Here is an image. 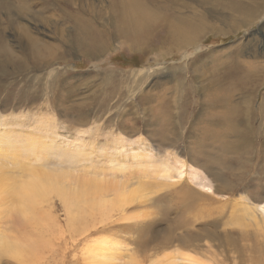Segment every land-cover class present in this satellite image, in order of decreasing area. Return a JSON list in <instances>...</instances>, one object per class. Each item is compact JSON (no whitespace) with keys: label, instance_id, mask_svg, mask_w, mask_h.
<instances>
[{"label":"rangeland","instance_id":"374dc122","mask_svg":"<svg viewBox=\"0 0 264 264\" xmlns=\"http://www.w3.org/2000/svg\"><path fill=\"white\" fill-rule=\"evenodd\" d=\"M142 1L153 16L132 41L120 0H0V132L18 140L45 125L62 152L0 153V264H264V85L246 157L209 102L239 48L240 61L264 60V46L248 47L264 17L239 31L237 18L220 21L223 0ZM159 63L175 77L138 73ZM48 176L90 199L48 194L36 214L19 213L17 189ZM123 193L132 201L120 204Z\"/></svg>","mask_w":264,"mask_h":264},{"label":"bare ground","instance_id":"6f19581e","mask_svg":"<svg viewBox=\"0 0 264 264\" xmlns=\"http://www.w3.org/2000/svg\"><path fill=\"white\" fill-rule=\"evenodd\" d=\"M120 2H121L120 5H123V6H121L122 12H121V21L119 22L120 23L119 29L124 34L126 31L129 33H136L133 36H130V40L134 41L133 38L137 39V37L139 40L140 36L143 37V31L147 30L146 27L150 24V19H151V16H153V15H152L150 9H148V7H146V5L144 4V2L142 0H120ZM219 4H222V3H219ZM209 5H210V3L206 6H209ZM217 5H218V3H217ZM221 7H222V11L220 13H218V15H220V17H221V19L219 18L220 21L224 25L225 24L229 25L230 21L235 20L234 18H237V20H236L237 24L235 26L236 30L242 29L244 27L247 28L248 25L251 26V24L257 22L258 20H260L261 18L264 17V0H223V4L221 5ZM210 9H211V7H210ZM212 11H213V9H212ZM213 16L215 17V15H213ZM156 20H157V18H156ZM228 29L234 30V27H232V28L229 27ZM261 31L264 34V23L260 27V30L258 31V33H256L254 36L252 35L253 38L250 41H248L249 50H251L253 52L258 51V49L260 47L262 48V46H264V36L262 37ZM121 32L119 34H122ZM106 33L107 32L103 29L99 30V32L97 33V38H104L105 39V37H108V35ZM125 39H127V38H125ZM186 40L184 41L182 47L186 46V44L188 43V41H186ZM105 41H106V39H105ZM133 44L136 45L135 43H133ZM95 45L97 47V51L98 50L103 51L106 44L101 45V47L98 46L96 43H95ZM241 46H243V45H241ZM150 47H151V45H150ZM242 48L243 47L238 49V51H237L238 54L233 55V59L231 60L233 64H232V66H230V69L228 70V72L226 74V79H224V76H222L221 78H216L215 89L213 90L211 88L213 91L210 92L212 94V97L209 100V102H212L213 105L219 106V108H221L224 111V112L222 111L220 113H222V116H223L222 122L223 123L225 122L228 125V132L227 133H229L232 137H235L237 139L236 143H239L241 145L239 147H242L245 150L244 155L242 154L241 157H246V155L249 154V153H247V151L250 152V150L253 149L252 145L254 142V138H256V135L258 133V131L256 133V129L252 125V112H254V110L256 108H258L257 104H255V100L258 98V92L257 91H259V88H261L264 85V75L260 76L257 73V71L264 72V60H262L261 62L257 61L255 63L249 62V61L247 62V60L246 61H240V58L242 57V56H240V54L242 55ZM189 56L190 55H188L187 58ZM262 57L264 59V55ZM241 63H242V65H241ZM260 67H262L261 68L262 70L260 69ZM170 71L168 68H165L161 63H159L158 69L155 71L151 70V68H150V70L147 69L145 71H139L138 73H142L144 75V77H151L154 74V72H155V74H158L160 76H161V74H164L165 76H167V75L174 76L173 74L170 73ZM175 75H176V73H175ZM222 91L225 93V96H226L224 99H222L218 95V93L222 92ZM235 98H236V100H235ZM175 107H176L175 111H172V109L169 111L168 108H166V110L164 111V118L165 119L170 118L172 113L174 114L176 112L177 114H180V112H178V109L181 107L180 103H175ZM181 109H183V107ZM258 111L260 112V116H261L260 121H262L260 124L262 127L263 123H264V95H263L262 102L259 105ZM212 114H214V113H212ZM0 126H1V122H0ZM38 128H39V130H45L44 132L51 130L50 127H49V130H48V128L46 129L45 125H44V127H42V126L38 127L37 126V129ZM163 130H164V126H163ZM38 131L37 132H35V131L29 132V133L24 135L23 139H18V140L11 138L9 135H7L6 133H2L3 131H1L0 132V153L4 152V151L9 153L10 150H14V149H18V150L22 151V149H23L24 152H27L29 154L32 153L33 155L46 153L47 155L58 154V156L60 157L62 152L59 153L60 150L58 148H60V145L55 143L57 141L55 139V137H51L48 139V137H49L48 134L44 135V133H41L42 131H39V132ZM49 133H50V131H49ZM162 133H164V132H162ZM162 139H164V138H162ZM169 143H171V145H172L171 141ZM164 144H166V143H164ZM75 147H78V146H75ZM171 147H174V146L172 145ZM78 148H79L80 154L86 153L85 148H83V147L82 148L78 147ZM172 152H173V150H172ZM245 152H246V154H245ZM64 155H67V151H63V156ZM176 155H177V153H175V156ZM139 156H141V155H139ZM89 158L92 159V157H89ZM112 158H114V159H110L112 163L115 164V162H118L115 164L116 166L114 164H112L113 167L115 168L117 166L123 165L121 163L122 161L119 159H125L126 155L121 154L118 156V158H116V157H112ZM177 163H178V161H177ZM41 165L43 166L44 164H41ZM165 166H166V164H165ZM176 170H180V169H176ZM165 171H168L167 168H165ZM180 176H181V174H180ZM48 177H50V176H48ZM51 179H52V176L47 181L45 179L35 177V178H30L29 180L24 182V184H22L19 187V189H17V193H18L17 199L20 203V206H18L20 208L17 209V211L19 213H22V214H28V213L36 214L38 212V210H37L38 209V206H37L38 203L45 202L46 198H48L47 197L48 194L49 195L54 194L55 196L59 197L65 206H74V205L76 206L77 204L78 205L81 204V206H82V202L84 201L83 199L85 197L84 192H80V196H77V194H79V193H77L76 196L74 195V197H72L71 194L69 193V191L66 190L67 189L65 187L66 185L64 187L58 186V184L51 183ZM59 181L60 180H56V182H59ZM83 184L86 185L87 187H89L90 191L94 192V194H91V195H94L95 197H97V194L101 189L99 186H97V182L95 180L85 181ZM90 187L94 188L93 189L94 191ZM227 187H228L227 185H224V186H222L221 190L227 192L229 190ZM0 194H2L1 191H0ZM85 198H87V197H85ZM87 199H90V198H87ZM129 201L130 202L132 201L131 196L125 197L124 193L119 195V203L120 204H127ZM97 203L102 204L103 206H106L105 201H98ZM78 208H80V206ZM103 208L105 209V207H103ZM216 223L217 222H215V224ZM211 226L213 227V225H211ZM257 226H258V224H257ZM216 228H218V227L216 226ZM219 236H217V234H216V236H214V237H219ZM208 249H206V250L208 251ZM211 256H213V254ZM196 260L194 261L193 259L190 258V259H185V262H187V264H201L200 262H197ZM215 261L216 260H214V263H216ZM171 263H173V262H170V264ZM208 263H209V261H208ZM202 264H204V263H202Z\"/></svg>","mask_w":264,"mask_h":264}]
</instances>
